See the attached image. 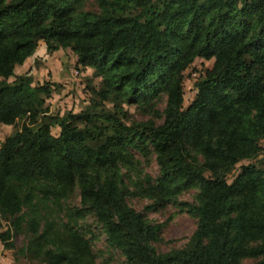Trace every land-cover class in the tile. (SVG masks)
<instances>
[{"label": "trees", "instance_id": "16d2710c", "mask_svg": "<svg viewBox=\"0 0 264 264\" xmlns=\"http://www.w3.org/2000/svg\"><path fill=\"white\" fill-rule=\"evenodd\" d=\"M84 1L0 0V122L17 127L0 143V247H11L2 220L12 225L27 208L30 257L96 264L70 222L54 224L77 189L81 207L68 215L94 216L123 264H264V169L242 164L226 179L264 141V0H95L96 10ZM39 41L101 78L84 111L51 115L53 83L33 84L31 72L8 79ZM197 57L213 60L195 83L199 103L177 111L183 71ZM132 102L148 118L128 122L122 104ZM131 148L151 150L157 164L155 177L132 180L134 191L119 172L134 166ZM189 189L193 200H180ZM133 194L192 216L187 241L157 251L162 225L129 205Z\"/></svg>", "mask_w": 264, "mask_h": 264}, {"label": "rangeland", "instance_id": "374dc122", "mask_svg": "<svg viewBox=\"0 0 264 264\" xmlns=\"http://www.w3.org/2000/svg\"><path fill=\"white\" fill-rule=\"evenodd\" d=\"M85 9L96 10L95 0H85ZM43 41H39L35 53L24 63L17 65L14 69V75L8 79L12 80L16 74L31 72L33 84L50 81L51 93L45 99V106L48 113L51 115H63L67 111L79 113L84 111L90 102L91 93L89 87L96 88L101 84V78L93 75V68L85 67L78 69L76 66L75 56L67 50H56L47 53ZM213 60H205L195 58L190 65L183 71L182 86L183 93L177 111L186 109L190 105L199 103L196 97L195 83L200 77L207 75ZM107 108L111 107L109 102L103 101ZM165 96H161L156 101L155 108L161 111L164 107ZM124 110L128 122L140 121L148 118V115L141 112L137 102L123 103ZM161 119H156L159 122ZM16 126L6 125L0 122V143L6 138L14 135ZM59 128L54 126L51 128V133L57 136ZM261 150L257 156L238 162L235 167L227 174L226 179L231 182L238 174L242 164L252 163L256 170L264 169V141H260ZM148 149H151L150 147ZM132 163L134 166H121L119 168L121 178L130 190L134 191V183L132 180H137L140 177L148 175L155 177L157 174V164L154 154L149 150L148 154H143L139 150L131 148ZM195 189H189L183 192L180 200H193ZM127 202L135 210L142 212L145 217L154 223H160L161 231L159 239L154 243L156 250L166 252L173 248L181 247L191 235L195 227V219L187 213L180 211L175 205L168 203L165 205H156L149 208L151 200L130 195L126 197ZM44 207V208H41ZM46 207V209H45ZM61 209L56 210L54 224L60 231L65 230V225L69 224L76 229L84 240L89 243V246L94 255L96 264H123L124 258L106 241V236L100 225L96 222L94 216L85 214L82 217L68 215V211L72 208H80V197L77 189H74L67 198L63 201ZM40 213H47L48 206H39ZM51 210V209H49ZM31 212V210H30ZM27 208L16 215L11 225V219L2 220L1 229H5L10 225L11 236L9 242L11 247H0V263L1 264H41L39 257H30L26 253V244L29 238L27 230ZM72 218V219H71ZM43 221L40 223L39 231L44 227ZM65 232L63 233V235ZM253 260L243 259L242 264H251Z\"/></svg>", "mask_w": 264, "mask_h": 264}]
</instances>
